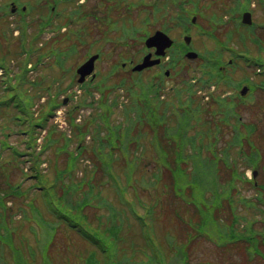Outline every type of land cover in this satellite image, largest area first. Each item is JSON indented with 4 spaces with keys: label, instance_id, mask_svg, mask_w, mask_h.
Listing matches in <instances>:
<instances>
[{
    "label": "rangeland",
    "instance_id": "obj_1",
    "mask_svg": "<svg viewBox=\"0 0 264 264\" xmlns=\"http://www.w3.org/2000/svg\"><path fill=\"white\" fill-rule=\"evenodd\" d=\"M207 4H212V5H206L204 3L199 2L198 0H194L192 2V7L189 10V13H193V16L198 15L199 21L195 26H193L194 29H191V32L194 35L195 38V43L197 48H199L201 51L207 50V51H214L217 48V44H214L212 41H210L208 36H206L203 33H207L210 30L209 23L211 20L214 19L213 13H217L219 10L222 11V7H228L229 4L221 3L220 0H216L217 3L215 4V0H204ZM225 1V0H223ZM254 0L253 2H255ZM189 3H187V6ZM189 7V6H188ZM175 11H167L165 14V20L170 21L172 16H175ZM60 17L57 18V20H54V24L58 22L66 23L72 21L67 27L66 31L63 32V30L60 32L59 29L54 30V26L51 27L49 30H45L43 32L38 33V29L35 27L36 22L38 21L36 18H34L33 13L29 14V17L27 18L28 20V27L26 29V33L28 35H33L31 36L27 41L30 43H34L35 45L40 46V43L48 42V45H53L57 47L62 41L64 43H74L76 46L79 48V57L76 59L77 64L81 61L84 60V53L87 51L86 45L82 44V41H85L86 35L84 34L85 27H89L91 29V34L93 31H95V34H93L95 40L99 41V46H101V52H102V58L99 61V74L96 75V78L94 81L91 82V87L98 89L101 88L103 89V93L107 94L109 96L110 104L114 101V97L117 96V93L119 94V91L114 90V85L118 84L120 79L122 78V75L125 72L117 71L120 67L121 64H115L118 63L121 56H129V57H134L132 59L137 60L143 55L144 47L143 43L140 41V37L142 34H144V28L143 24H140L138 26V33L135 34V39L129 40L124 37H131V35H124L119 32H114L110 30L106 25H103V29L100 32H97L95 27L92 26L91 24H88L86 20H83L81 18L74 19L71 16L69 17L67 13H60ZM75 16V14H73ZM191 16V15H190ZM238 13H232L233 17V22L232 26L234 25V20L237 18ZM8 17V16H7ZM145 17V13H132V20L135 23L136 21H139L140 19ZM227 17H230V12L227 13ZM93 18L91 16H88V21H92ZM253 20L256 24L259 25H264V8L259 7V3H256L255 7V13L253 16ZM197 21V20H196ZM10 21L7 20V24L5 27H3V24L0 22V35L4 32L6 33V36L10 39L11 43L6 46L5 41L1 42L0 41V56H8V58L12 57L14 54L17 52L19 53V47L21 52H25L26 48L23 47L22 43L19 44V46L15 45V41H12V36L10 35V30L13 29V27L9 23ZM174 23H170L169 27L171 33L173 36L178 35V30L173 27ZM159 24L154 25L153 27H157ZM231 25L227 24H221L218 25L215 29L216 34H214L213 39L215 41H219L220 37L223 34L226 33L228 29H230ZM12 27V28H11ZM233 28V27H231ZM179 29V28H177ZM197 31H196V30ZM15 30V29H14ZM199 31V32H198ZM20 32V31H19ZM202 32V33H201ZM16 33V31L13 32V36ZM170 34V35H171ZM37 35V36H36ZM171 35V36H172ZM259 35V38L261 40L260 46L262 49H264V27L257 26L256 28L253 29L252 32V38H256V36ZM172 36V37H173ZM15 37V36H14ZM3 40H5L4 37H2ZM19 40H23V37H19ZM59 39V40H57ZM61 39V40H60ZM56 40L54 43L53 41ZM236 41V40H235ZM24 43V41H23ZM125 43L128 47V51L126 52V49L124 48L125 46L122 44ZM11 45V46H10ZM180 45H177L176 47L179 48ZM29 48V47H27ZM46 48V47H45ZM43 48L42 50H44ZM233 49L237 50L235 46L232 47ZM251 50L253 55H260L261 52L260 50H257L258 46L253 43L250 40H247L245 43L244 48H238V51L241 49H248ZM40 50V52L42 51ZM217 50H222V48L218 47ZM226 51L222 52V60L228 61L229 58L231 57V53L227 54L225 53ZM6 53V55H5ZM16 54L13 56V60H16L14 62V65H10L9 63V68H12L13 70H10L8 74H2L4 75V78L8 77H15V75H21V70L20 68L22 67V64L20 60L24 61V55L21 54ZM76 53V50L70 51L67 55L71 56ZM223 53L224 58H223ZM37 54V53H36ZM51 54L52 50L50 49L48 54H43L42 59L44 56L48 57L50 60V65H56L55 62L51 59ZM264 54V53H263ZM262 54V55H263ZM234 59V57L232 56ZM4 62L5 64L8 63L7 60H2L0 58V64ZM28 64V69L27 74L21 75L23 76L22 82L25 80V84H23L22 88L25 92L28 94H31L33 96H37L38 93H41L43 95V98L41 99V102L45 101L49 97L51 100L55 98L56 104L58 106L55 108V110L60 109L62 111L61 113V120L64 119V117H67L69 119L70 117V110L71 108L76 104H79L82 100H85L86 102H91L90 109L84 110V107H81L82 112V118L80 123V133H77V136L81 139V143L75 142V139H77V136L74 137V141L69 145V151H74L77 147H79V144L81 147L84 149L81 151L80 154V164H82L79 169L81 173L76 169H71L69 168L67 164V153H63L61 150H57V147L63 146L65 144V138L64 137H69L72 135V132L70 128L66 129L62 128L64 125H60L57 121L55 116L50 118L46 124V129H47V134L48 129L50 131V141H53L54 143L50 145L47 150L44 152V156L42 158H46L48 161L46 162L47 164H43L42 168L46 169L45 172H47V178L51 182L53 181L57 174L61 172V170L64 173H69L73 172L74 177L78 180H80L82 177L83 182L86 180L91 179L92 184L97 187L100 185L107 186L108 187V194L105 196L108 200L113 201L115 197L112 199L113 192L110 188V183L108 182V177L102 176V173L99 169L100 161H99V153L100 151H95L93 147L96 144V141L94 140L95 137H101L103 139H109L108 133L109 130L107 126L102 125V122L105 121V116H102V114L108 115V124L113 125L115 123L121 122L123 120V114H118L119 111L115 110L118 109L122 111L123 104H119L117 107H113V111L110 114L107 113H101L106 109V107L103 106V98L102 96H99L96 91L92 89L93 96L90 95H84L83 92L81 91V94L75 99L71 101L70 99L65 103H60L63 98L68 97H74L75 94L79 93V87L77 85V76L72 75L71 73L68 74H63L69 71V68L65 67L64 65L59 68V73L60 74H53L51 71L45 67L42 66L41 68H34V60H27L26 61ZM238 66H235L233 69H229L230 71L227 70L229 80L232 78V83L239 82L242 80L244 77H250L249 79H252L253 77V69L252 68H247L246 64L243 63L241 60H236L235 61ZM42 63V62H41ZM200 60H191V61H186L184 60L183 62H178L177 66L174 71H171L172 74L168 79L162 80V88L164 93L168 92V95L165 97V101L170 103V99L172 98L171 95L174 94V90H172L177 83L182 81L183 78L188 79L193 76L198 75V70L197 66L199 65ZM76 64V65H77ZM76 65L72 66V71L73 69L77 67ZM117 65V67H115ZM44 68V69H43ZM124 68L130 69V67L126 66ZM3 68L2 70H4ZM98 70V69H97ZM155 69L147 70L142 73L141 80L149 79L152 82L157 81L156 72H154ZM75 74V72H73ZM125 78H127V74H123ZM58 77V78H56ZM152 77V78H151ZM30 81H42L41 85H33L30 83ZM87 81V80H86ZM27 82V83H26ZM88 82V81H87ZM213 88H211L212 90ZM66 90V91H65ZM48 91L50 92V95L48 94ZM62 94H58V92H63ZM238 91V89H237ZM1 92V89H0ZM220 92H226L224 93L225 96H229V92H235V89L231 88L228 85L219 83V87L215 88L213 91L214 95L219 94ZM120 95H122L120 93ZM246 99L244 102H246L245 106H242L240 109V112L244 114L245 116V121L246 122H254L257 126V131L258 135L254 136L252 139L254 140V144L256 147L259 149V155L261 159V167H264V138H263V133H264V92H259L256 91L254 94L252 93L249 95V93L246 95ZM102 101H99V100ZM183 99V98H182ZM172 100H176L175 98H172ZM125 102L127 105L130 104V101H126L125 99L122 98H117V102ZM175 101H173L174 103ZM108 103V104H109ZM170 103L169 107L166 111H163V105L161 107L157 108L156 113L158 115H162L164 113L165 117V122L166 120L168 121L169 124H173L174 119H176L175 114H179L181 111V106H178V103L176 102L175 104ZM46 104V103H45ZM82 104L83 101H82ZM107 104V105H108ZM82 106V105H81ZM212 108V107H211ZM54 110V111H55ZM80 111V112H81ZM89 111L91 112V115H89ZM69 116H67V113ZM87 116V122H85V118ZM131 117L135 116V113L130 114ZM179 116V115H178ZM210 117L208 116V113L202 112L201 113V121H206ZM261 118L262 120H260ZM55 119V120H54ZM56 121V122H55ZM69 121V120H68ZM57 123V126L55 125ZM167 123V122H166ZM7 125H10L11 127L12 124L7 121L6 122V116H0V142H6L10 145L12 144H18L19 149L23 150L24 146L20 145V141L17 140L15 137L11 136L9 139H6L3 136L2 129L4 127H7ZM139 124L137 123L135 125L138 126ZM139 127V126H138ZM213 127V125H212ZM199 130L201 129L198 127ZM141 131L143 134L140 137V140L135 142H130L131 144L128 145L129 147V153L128 155H120L118 151H114L115 157L117 159L113 162V170L117 174V177L121 182L124 183L126 177L124 175V172L127 174L129 173V165L124 161V159H128L131 161H134L136 158L144 161V160H158L157 156L155 154V147L152 145L154 141L161 143V147L166 148L165 145L166 142L172 146V151L174 148L180 147L177 145V142L174 140H171L170 138H165V140H157L154 138V136L151 134L149 131V127L147 125H143L141 127ZM206 131L208 129H205ZM161 131V130H160ZM45 132V131H44ZM194 131H189L188 135H192ZM45 134V133H44ZM229 135L226 134V138ZM133 138V135L131 136ZM43 142V141H42ZM41 142V143H42ZM79 143V144H78ZM220 141H218V146H219ZM202 144L204 147H206L207 142L206 139L204 138V141H202ZM78 145V146H77ZM120 145V143H118ZM139 146V147H138ZM135 147H138V149L135 150ZM213 148V147H212ZM108 146L105 147V150L108 151ZM142 150V153L140 151ZM154 150V152H153ZM187 150H189L187 148ZM138 153V154H137ZM133 155H138L139 157H134ZM207 156L211 158V151L206 153ZM73 157L75 159L78 158V155L76 154V150L73 154ZM7 161V162H5ZM9 158L7 157V152H3L1 159H0V188H5L6 183L4 182L3 178L8 180L9 183H15L18 181L22 180V176L20 178V167H24V164H21L19 162H11L8 164ZM155 161H153L152 165L154 164ZM143 162H137V167L136 169L132 170L129 174L131 177V183L135 189L136 192H140L143 187L138 183H147V180L150 176V171L151 169L148 168L147 165L143 166ZM98 165L96 169H94L93 172H91V169L95 166ZM91 166H93L91 168ZM86 167V170L83 168ZM264 175V170L262 172ZM65 177H68L67 175ZM167 177V173L165 172L162 176V179L160 181L159 187L160 189H163L166 191V194L161 197L162 200V205L160 206L161 212L159 211L158 214V220L156 221V228L158 231L161 229H167L168 231L172 233H177L179 223L178 221L170 214H167V212H170V209L174 210L175 208L169 201L171 199V194L169 193V182ZM30 183L24 185L23 191L28 189V185ZM105 184V185H104ZM102 186V187H103ZM66 186H58L54 190L56 191L57 196L62 194V191L65 189ZM152 191V192H151ZM160 191V190H159ZM133 193L134 190L132 188L128 189V192L126 193L127 198L132 199L133 198ZM141 198H157L156 197V192H155V186L150 190L147 188L144 190V195L140 196ZM112 199V200H111ZM180 209L186 219L191 217V211L188 209H191L187 206H184L182 204H179ZM6 207L8 208L5 212L0 208V226L8 228L11 230V238L13 241L18 246H21L20 241L22 242H27L29 240L31 245H34L37 238L40 239H46V238H52L54 236L53 229H50V221L48 215L46 214L47 210L45 209L42 199L40 198L39 194H36L30 190L26 194L21 195V197H14L12 202H8ZM37 209V211L35 210ZM93 210L91 209H86V213H93ZM166 214H164V212ZM40 212L41 216L43 218H39L38 213ZM104 210H101V213H104ZM47 220V222L44 221ZM94 221V220H93ZM63 232V233H62ZM62 232H59L56 234V237L54 240H56L55 244L52 245L46 254L49 256L51 260L55 264H77L78 263V256L75 254L81 251H84L85 248L87 247V244L83 240H80L79 237L76 235V233H73L69 231V229L63 230ZM201 248V253H203V256L208 257V259H213L217 260L221 258L219 254H216L214 252H211V250L208 251L207 248H203V246H200ZM231 252V256H235L236 258V264H263L264 263V258L258 257L256 255L251 256V254L248 252V250L244 247V244H240L235 248H231L228 250ZM202 259V258H201ZM32 264H42V262H33Z\"/></svg>",
    "mask_w": 264,
    "mask_h": 264
},
{
    "label": "trees",
    "instance_id": "obj_2",
    "mask_svg": "<svg viewBox=\"0 0 264 264\" xmlns=\"http://www.w3.org/2000/svg\"><path fill=\"white\" fill-rule=\"evenodd\" d=\"M21 82L18 81L16 84H11L6 90L9 91L8 95L0 98V116H6V122L9 121L13 127L7 125L2 129V132L5 136H10L11 134L15 135L19 141L25 146L24 150L21 151L16 147V145H9L6 142H2L0 146V158L1 153L4 149H7V154L11 162H21L23 158V162L28 164V172L24 171V176L26 179H33L35 182L31 183L29 188H37V193L42 199L43 203L48 206L53 204L54 207L58 210H61L62 215L60 218V223L66 226L67 228H71L72 230L78 231L85 239L93 244L94 250L89 253L88 257L83 260L81 264H123L117 262L116 259V249L122 251L123 256L120 257V261L126 260L124 264H128L130 260L127 258V254L125 249H127L130 241L141 245L140 255L142 258L147 259L146 264H190L192 251L191 248H188L187 245L190 244V241L193 240L196 235V231L206 232L210 230H216L217 227H221L224 234L219 233V241L218 245L221 246L225 244L228 238H233L235 233L233 232V228L240 224V220L243 219L238 212L239 205H250L244 199L236 198L233 194L234 188V174H232V179L228 181L227 185L220 190V184L218 180L215 178L214 183L211 189L214 192L215 199L212 198L211 202L206 204H201L197 208L192 203L185 202L182 193L175 192V185H172L174 188V197L180 198L183 203H186L189 206L193 207L194 212L191 213V218L185 223L184 226L179 224L180 230L179 235L177 234H169L165 233L167 231H162L157 233L155 230V226L153 223L154 219V211L155 206L153 204H145L142 205L141 208L145 210V213L140 216L137 213V209L135 207H130V210L124 209L123 207L117 211L119 214L120 220L118 223H114L107 229V232L104 233L101 226H97L95 221H90L88 214L85 212V208L87 207V196L86 192H81L83 190V182L76 181L73 172L64 173L62 170L57 174L56 178L53 181H49L47 178V174L43 173L39 167L42 163L47 162L46 158H42L44 152L47 148L52 145L50 143V131L46 137H44L41 145L37 144L38 136L42 129L45 128V124L47 121L46 110H51L55 108V105L51 107H47V109H42L39 111V116H36V111L32 109L33 102H28L31 99V96L20 91ZM190 93V90H188ZM194 98V97H193ZM193 98L189 95L187 100L193 101ZM222 100L220 98L216 99V104L220 105ZM237 102L231 103L228 107L230 119H235L236 122L231 127L233 132H236L237 138H241L237 131L240 128H244L243 124L239 121V117L234 113V108L237 106ZM196 106H201V103L198 101ZM50 114V113H49ZM14 117V118H13ZM229 119V120H230ZM228 120V121H229ZM227 121V122H228ZM226 122V123H227ZM15 127V128H14ZM251 125H246L244 129L250 132L249 128ZM78 129V127H77ZM97 145L99 146V150L101 149L102 140L101 138H95ZM111 146V143H109ZM66 146H63L65 148ZM159 154L164 153L162 149L157 150ZM218 151L216 150V154ZM252 159L257 155L255 149L249 151L248 153ZM67 166L71 169L78 168V162L75 159L67 158ZM213 161V160H211ZM231 171H236V167H232L233 164L225 163ZM169 165L175 168L176 172H184V169L181 168V165L178 162L170 161ZM155 166V165H154ZM194 166V171L198 168L197 165ZM192 166V170H193ZM103 172H107L108 176L113 177V168H111L109 162H103L100 166ZM210 163L205 164L203 167L199 169L200 176L207 182V177L209 173ZM111 168V173L108 171ZM222 168H225L223 165ZM226 170V169H225ZM19 171L23 174V168L19 169ZM104 174V173H103ZM160 169L155 166L154 170L150 172V176L147 180V183H153L159 181L161 177ZM68 177H65V176ZM92 182L88 184V188L92 187ZM7 188L3 190L4 194L0 195V206L3 207V211L5 212L7 208H5L7 200H13L14 197H20V195L26 194V191H21L19 184L10 185L7 184ZM58 186H66L62 191V194L56 196V191L54 190ZM76 188V189H75ZM144 188V187H143ZM2 190V188H0ZM90 192V190H89ZM143 194V193H141ZM204 195V192H203ZM71 196V197H70ZM239 197V196H237ZM175 201V200H173ZM199 201H202V198H199ZM205 201L207 199L205 198ZM107 204V202H106ZM224 207L229 215V219H231L230 225H227L224 221H219L217 215H213V212L216 208ZM239 214V215H238ZM196 215V218L194 216ZM174 216V215H173ZM91 220H93L91 218ZM183 220H181V223ZM127 224L129 227L130 238L126 240L123 237L125 233V229L123 228V224ZM191 229V230H190ZM229 230V231H228ZM183 231H187L185 234ZM227 231V232H226ZM246 232L247 229L245 228ZM199 232V233H200ZM139 233L143 239V243L139 237ZM157 233V235H156ZM201 234V233H200ZM247 238L252 235V232H248ZM159 235V236H158ZM159 238V239H158ZM203 240L206 239V236L202 237ZM229 242V241H228ZM233 242V241H232ZM166 244L169 246V249L174 250L173 256L167 260V251L165 250ZM216 248L221 249L216 246ZM99 254V257H97ZM48 257V255L46 254ZM22 257H17V259L12 256V259L8 264H16L21 261ZM98 258L99 260H96ZM24 259H27L26 257ZM43 261H46V257H43ZM28 263V261H25ZM21 263V262H20ZM22 264V263H21ZM201 264H209L205 261Z\"/></svg>",
    "mask_w": 264,
    "mask_h": 264
},
{
    "label": "flooded vegetation",
    "instance_id": "obj_3",
    "mask_svg": "<svg viewBox=\"0 0 264 264\" xmlns=\"http://www.w3.org/2000/svg\"><path fill=\"white\" fill-rule=\"evenodd\" d=\"M167 7L168 0H0V22L5 27L9 20L14 29H20L28 21L27 13L41 19L40 23L47 19L49 24L57 20L60 13H67L69 17L72 13H81L83 20L93 26L98 24V19L103 20L102 13H161ZM88 16L93 20L88 21Z\"/></svg>",
    "mask_w": 264,
    "mask_h": 264
}]
</instances>
